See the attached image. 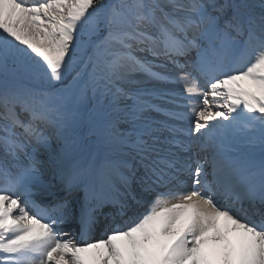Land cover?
<instances>
[{"label": "snow or ice", "instance_id": "1", "mask_svg": "<svg viewBox=\"0 0 264 264\" xmlns=\"http://www.w3.org/2000/svg\"><path fill=\"white\" fill-rule=\"evenodd\" d=\"M0 264H264V0H0Z\"/></svg>", "mask_w": 264, "mask_h": 264}, {"label": "bare ground", "instance_id": "2", "mask_svg": "<svg viewBox=\"0 0 264 264\" xmlns=\"http://www.w3.org/2000/svg\"><path fill=\"white\" fill-rule=\"evenodd\" d=\"M169 87H171V86H169ZM189 188H190V184H189ZM174 202H175V201H174ZM146 207H147V206H146ZM73 226H74V224H73L70 228H67V230L69 231L71 228H73ZM70 234H71V236H72V233H70ZM208 235L210 236L211 233H209ZM92 236H93L94 239H98V238H97V237H98V234L93 233ZM72 238L75 240V237L72 236ZM75 241H77V242H81L80 240H79V241H78V240H75Z\"/></svg>", "mask_w": 264, "mask_h": 264}]
</instances>
